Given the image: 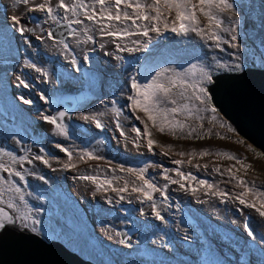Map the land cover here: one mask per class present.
Returning a JSON list of instances; mask_svg holds the SVG:
<instances>
[{
  "label": "rangeland",
  "instance_id": "1",
  "mask_svg": "<svg viewBox=\"0 0 264 264\" xmlns=\"http://www.w3.org/2000/svg\"><path fill=\"white\" fill-rule=\"evenodd\" d=\"M246 69L264 0H0V223L94 264H264V154L206 97ZM62 87L87 98L58 126Z\"/></svg>",
  "mask_w": 264,
  "mask_h": 264
},
{
  "label": "water",
  "instance_id": "2",
  "mask_svg": "<svg viewBox=\"0 0 264 264\" xmlns=\"http://www.w3.org/2000/svg\"><path fill=\"white\" fill-rule=\"evenodd\" d=\"M53 41L65 44L75 33L68 23L49 28ZM206 87L214 109L235 129L238 135L264 154V70L246 69L240 73L220 74ZM52 119L63 126L66 117L75 112L87 98L73 87L60 88ZM10 224L0 231V264H94L71 251L64 243ZM132 235L122 231V242Z\"/></svg>",
  "mask_w": 264,
  "mask_h": 264
},
{
  "label": "bare ground",
  "instance_id": "3",
  "mask_svg": "<svg viewBox=\"0 0 264 264\" xmlns=\"http://www.w3.org/2000/svg\"><path fill=\"white\" fill-rule=\"evenodd\" d=\"M46 24H48V23H47V22L44 23V25H46ZM45 29H46V28H45ZM47 29H48V28H47ZM134 40L136 41V38L134 39V36H133V35H128V36H126L125 44H121L120 42H117V46L122 50L123 53H132V52H134V51H136L137 49L140 48V45L135 46V44H134ZM115 43H116V42H115L113 39L110 38V39H108V40L106 41L105 46H104V49H102V48H100V49L103 50V51H105V52L108 54V56H110L109 54L113 55V52H109V50L111 49V47H112L113 44L115 45ZM105 49H106V50H105ZM103 57H104V56L102 55L101 58H103ZM113 59H115L116 61H118L117 53H115V54L113 55ZM103 61L106 62L105 60H103ZM101 63H102V62H101ZM102 65L105 66V64H103V63H102ZM103 69H105V67H103V68L100 70V73L104 75L106 72L103 71ZM49 71H50V70H49ZM118 109L121 110V112H122L121 116L124 117V113H123L122 109H120V108H118ZM18 117H19V119L21 118L20 116H18ZM124 118H125V117H124ZM124 126H126V124H125V123H121L120 128H121V131H122V132H123V130H124V129H122V127H124ZM39 127H45V128L48 129V130L51 128V127L49 126V124H47V123L41 124ZM123 138H124L123 140H125V141H129V136L124 135ZM116 141H117V140H116ZM129 143H131V142H129ZM139 149L141 150V147H140ZM130 150L134 151L133 148H131ZM36 164H37V163H36ZM37 165L39 166V164H37ZM52 166H53L54 168H60V167H61V165H60L59 163H55L54 161H52ZM44 167H45V165H44ZM39 168H41V167L39 166ZM53 183H55V180L51 177L49 180L43 182V184H45V186L43 185V187L51 186ZM38 186H39V188H41V187H40V184H39ZM91 190H92V188H88V196H89ZM84 195L87 196L86 194H84ZM84 195L81 194V198H83L82 200H86V198H84ZM106 206H107V205H106ZM117 247H118V246H117ZM120 248H121V247H120ZM120 248H119V249H120Z\"/></svg>",
  "mask_w": 264,
  "mask_h": 264
},
{
  "label": "crops",
  "instance_id": "4",
  "mask_svg": "<svg viewBox=\"0 0 264 264\" xmlns=\"http://www.w3.org/2000/svg\"><path fill=\"white\" fill-rule=\"evenodd\" d=\"M63 164H64V162H63ZM77 164V163H76ZM54 169H56L57 171H59V168H54ZM80 188L81 187H78V189H73L72 188V190L74 191H77V192H79L78 190H80ZM78 195L80 196V198H81V195H80V193H78ZM72 196V195H71ZM76 200H78V198H76ZM66 203L67 204H69V205H72V208L75 210V212H77V210L75 209V207L73 206V204L70 202V200H66ZM92 207V206H91ZM105 207H107L106 205H105ZM40 230H42V229H40ZM43 231V230H42ZM34 232H35V230H34ZM36 233V232H35ZM38 234V233H37ZM42 234V233H41ZM41 234H39V235H41ZM42 236V235H41ZM56 241H61V242H63V243H65L66 244V240H61V239H59V238H56Z\"/></svg>",
  "mask_w": 264,
  "mask_h": 264
},
{
  "label": "flooded vegetation",
  "instance_id": "5",
  "mask_svg": "<svg viewBox=\"0 0 264 264\" xmlns=\"http://www.w3.org/2000/svg\"><path fill=\"white\" fill-rule=\"evenodd\" d=\"M79 89V88H78ZM61 95V93H60V91H59V96ZM129 201H130V199H129ZM15 206V205H14ZM109 207V206H108ZM2 208H4V207H2ZM8 212V216H11V217H13L14 216V213L13 212H11L10 210L9 211H7ZM6 224H7V222L6 223H4V222H2V223H0V231L6 226ZM9 224V223H8ZM15 224V223H14ZM28 229V228H27ZM31 231H33L34 232V230H32V229H30ZM130 230V229H129Z\"/></svg>",
  "mask_w": 264,
  "mask_h": 264
},
{
  "label": "trees",
  "instance_id": "6",
  "mask_svg": "<svg viewBox=\"0 0 264 264\" xmlns=\"http://www.w3.org/2000/svg\"><path fill=\"white\" fill-rule=\"evenodd\" d=\"M179 70L177 69V72H178ZM209 87V86H208ZM201 88V90H202V93L204 94V89H203V86H201L200 87ZM206 93V92H205ZM206 97H207V99H208V103H211V100H210V97H209V94H208V92H207V94H206ZM212 105V104H211ZM213 106V105H212ZM214 108V107H213Z\"/></svg>",
  "mask_w": 264,
  "mask_h": 264
},
{
  "label": "clouds",
  "instance_id": "7",
  "mask_svg": "<svg viewBox=\"0 0 264 264\" xmlns=\"http://www.w3.org/2000/svg\"><path fill=\"white\" fill-rule=\"evenodd\" d=\"M241 72H242V71H241ZM239 73H240V72H239ZM232 74H233V73H232ZM216 76H217V75H216ZM209 86H210V85H209ZM76 89L82 91L81 89H78V88H76ZM82 92H83V91H82ZM60 96H61V95H60ZM60 96H59V97H60ZM127 230H129V229H127Z\"/></svg>",
  "mask_w": 264,
  "mask_h": 264
}]
</instances>
